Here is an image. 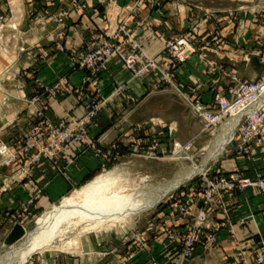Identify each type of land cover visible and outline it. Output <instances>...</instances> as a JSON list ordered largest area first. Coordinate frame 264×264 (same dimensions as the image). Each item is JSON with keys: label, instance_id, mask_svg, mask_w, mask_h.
<instances>
[{"label": "rangeland", "instance_id": "rangeland-1", "mask_svg": "<svg viewBox=\"0 0 264 264\" xmlns=\"http://www.w3.org/2000/svg\"><path fill=\"white\" fill-rule=\"evenodd\" d=\"M16 1L17 0H0V34L12 37L13 28H11V23L15 13L18 16L17 19H19V22L21 21L22 11L25 13L23 21L20 24V31L17 33L19 39L17 47L11 50L8 49V47H1L2 42L0 41V50L10 51L8 54L9 58L0 61V93L7 96L0 101V109L2 108L5 111L4 117H0V147L6 145L13 152H21L27 147L28 137L33 135L37 131L36 129H40L41 132L39 135H42L48 122L59 125L62 122H77L82 120L86 115V104L91 98H94L96 94L98 95L99 101L104 103V106L93 124L101 117L104 108L110 102L109 99L113 96L115 98L123 96L128 104H131V106H138L143 103L148 95H152L153 93L169 92L176 95V97L173 98L174 104H172L170 97H152L147 101L148 103L146 102L151 112H157L163 115L161 119H151L149 122L143 124H131L129 121L131 113L119 119L117 121L118 127H120L118 128L119 133L114 142H108L102 134L100 136L94 135L91 131L93 124L90 125V134L93 135L97 141L98 149L103 152H108L110 147L117 144L118 150L115 152L114 157L103 161L102 158L96 155V150H94V148L89 149L86 146L80 145L68 146L67 148L80 146L82 148V154L93 153L94 157L101 162L102 168L105 170L93 176L81 187L72 190L67 196L83 188L97 176L111 172L116 168H130L128 171L131 174L130 179L132 182L135 180L137 183L143 181V184L150 189L167 188V185L169 186L181 178L186 172V169L200 166L208 159L210 149L213 148L219 140V137L222 136L225 127L228 125L222 126L215 133L207 132L204 128V122L195 115L191 107V102H189L188 99L198 94L202 103L214 108L217 94L228 96L229 89H235L238 83L257 81L264 74L263 71L257 79L253 80L245 76V69L250 65L253 58L259 59L260 63L264 65V43H254V45L251 43H218V40L221 38V33L218 30L209 31L206 34L207 37L199 35L200 29L205 23L216 25L223 17H228L232 20V23L238 27V34L240 36L244 35V31L248 28V24L263 26L264 0H232L240 3L242 6L241 9L228 11L226 13L203 11L197 18L189 16L185 9V4L180 0H123L124 7L122 8L127 11L125 19L121 22H116V15L112 17L105 14L104 16H106L108 28L104 31H100L91 41L75 50H69L68 48V33L73 21V12L84 10L86 8L85 5H80L78 0H18L17 8L15 6L17 3ZM117 2L118 0H109L108 4L112 6L116 5ZM141 11H148L150 13L149 16L157 14L160 18H164V20H170L178 16L181 17L183 14L187 21L188 27L186 30L184 29L183 33L166 39L164 42L162 56L160 55L163 58L161 70L164 75L163 77L167 79L162 76L157 77L156 73H152L142 79H134L124 70L123 66L117 60H113L112 62L115 61L120 65L129 79L127 81H117L111 93L104 95L101 89L102 77L108 73L109 65L112 62L108 64L105 71L98 73V77L93 80V82L97 84L93 85V83H85L90 78V73L85 69H80L77 65V61L81 58L80 56L89 52L91 46L97 43H131L132 41L139 43L141 32L146 30L152 31L156 25V21H151L149 17L140 18ZM247 11H255L256 13L248 17L242 16V14ZM160 23L161 22H159V24ZM188 23H192V25L189 27ZM183 38L193 43L192 55L186 63L191 59L198 61L202 67V75H204V77H201L202 79L197 78L195 81H190L189 83L179 79L178 81L176 80L177 69L186 63H178L175 61V57L169 54L164 55L165 46L168 43H173ZM51 53H67L72 64V70L85 74L82 84L79 87H74L66 76L57 80L53 85H45L40 80L36 79L33 86L34 94L27 99L24 98L28 105L26 113L24 111L7 113L9 111H6L4 105L9 104L12 99H18V96H14L12 93L16 95L20 94L19 92L26 84L27 74L30 72L37 73L38 69L44 66L49 59ZM214 64L215 68L218 69V74L212 76L209 72V66H214ZM234 74L238 75L236 85L235 81H233ZM132 81L140 84L147 81V85L149 86L148 92L144 95L136 92L135 89L130 87ZM60 83H64L61 93L59 95H54L55 98H52L48 90ZM121 86H126L128 88L127 92L124 94H117ZM86 89L88 91L82 94L81 91H86ZM100 90L101 93H99ZM65 91L75 96L76 104L84 109L85 114L78 119L68 116L59 122L48 120L45 115L48 102H58L62 99ZM205 93H209L210 95L211 99L208 102L205 100ZM24 114L32 118L30 123L25 122L23 118ZM138 126L143 127L141 131H135ZM172 127L176 128L171 129ZM129 130L132 131L133 135L127 136L126 133ZM10 133H13V135H10ZM234 133L223 148L224 150L221 151L216 159L209 161L207 163L208 165L206 164L205 169L201 173L172 191L166 198L157 203L150 212L134 218L129 224L118 225L106 231L101 230V232H87L83 234L68 233L64 238L59 239L61 242L58 241L55 248H52L50 252L34 255L27 264H29L31 260L40 261L42 264H44V261H47V263L50 264L49 262L51 260H58L61 259V257L66 259L78 258V260L86 259L89 261L86 262L87 264H140L144 261L142 257L146 255H149L150 258L145 264H176V260L178 259L176 249L181 250V244L177 242L178 239L172 241L170 236L172 234L177 235L179 233H184L193 218L182 215L181 208L188 207L194 214L203 210L201 202L202 197L199 194L200 181L203 179L204 173L208 170L219 171L215 167V164L221 162L220 159L225 157L226 151L230 152L229 149L232 148L236 157H244L239 150L236 149V143L231 144ZM141 137L151 141V144L145 146L140 141ZM237 140L238 137L236 136L235 141ZM155 142H160L161 144V152H159L158 155L152 150ZM189 143L194 144V150L192 152L186 154L182 153L177 157L173 155L176 145L186 146ZM139 147H141V149L143 147L147 154L156 157L151 156L150 158H144L141 150L138 149ZM36 150L37 148L27 156L14 159L13 164L9 167L0 164V180L4 177V170H9L13 173L10 176L7 175L9 181L3 182L0 191H7L11 188V184L15 185L22 183L23 179L30 176L31 169L44 161H48L55 165L57 164V160L53 162L46 159L33 164L32 161L36 155ZM122 152H125L127 158L123 157ZM2 160L0 156V163H2ZM70 165L71 161L67 163V166ZM24 171H26L28 175L24 176ZM222 174L231 176L234 173L229 175L225 173ZM242 177L245 176L242 175ZM233 193L224 195V208L216 209L210 216L209 221L218 217L227 218L229 212L225 197ZM260 197L262 196L260 195ZM28 205L26 208H28ZM53 207L31 218L25 227L21 224H16L21 225L25 229L26 236L20 242L10 247L5 244L8 237L4 239V236L0 233V261L5 260L7 253L23 242L28 234H32L36 231L35 223L37 219L46 212L52 210ZM223 209L227 212H223ZM172 217L187 220V223H185L183 228L176 224L174 225ZM209 221L206 224L208 231L211 232L215 227H219L217 232V244L204 250L217 248L218 235L221 230L228 225L230 227L229 236L234 245H237L239 248V252L237 253V258L239 259L238 264H245L240 255L241 250L244 252L245 250L240 248L241 245L238 243V238L234 239L231 237V232H234L231 223H226V221L221 223L215 222L209 225ZM16 225H14V227ZM140 236L144 238V246L146 248H141V246H139L138 238ZM260 239V242L254 248L253 253L255 257L256 251L261 248L262 242L264 243V239ZM62 241H65L64 244ZM67 242H72L74 245L63 248ZM156 245L160 247V250L158 253L154 252L155 255H153V250H151V248ZM238 245H240V247ZM197 251L198 250H196V253ZM254 256L252 259L255 258ZM193 258L186 264H189ZM246 258L250 262H253V260L247 256ZM218 263L220 262L218 261L216 264Z\"/></svg>", "mask_w": 264, "mask_h": 264}, {"label": "crops", "instance_id": "crops-1", "mask_svg": "<svg viewBox=\"0 0 264 264\" xmlns=\"http://www.w3.org/2000/svg\"><path fill=\"white\" fill-rule=\"evenodd\" d=\"M109 0H78L80 5H85L84 10L73 12V21L68 33V48L69 50H75L81 48L92 38L108 28L106 16L116 15V22H121L125 19L127 11L124 7V1L118 0L116 5L110 6ZM185 4L190 17L197 18L203 11H215V12H228L241 9V4L232 0H180ZM16 7L18 8V0L16 1ZM68 4V3H67ZM167 9V7H166ZM16 12V11H15ZM255 11H247L242 16H252ZM24 11H22L21 21L15 13L12 19V37H7L0 34L1 47H8V49H14L18 45V32L20 31V24L23 21ZM148 11H141L140 18H147L151 21H156L155 28L141 32L139 36V43L146 53L151 56H160L163 52V45L166 39L184 32V29L188 27L185 16L172 18L170 20H164L159 15H150ZM241 14V13H240ZM174 15V14H173ZM19 22V23H18ZM159 22H161L159 24ZM189 27L192 23H188ZM218 30L221 33V38L218 43H264V25L259 26L257 24L250 25L244 31V35L238 34V27L232 23V20L228 17H223L216 25H210L205 23L199 32V35L207 37L209 31ZM51 51V50H50ZM47 52V51H45ZM53 52V51H51ZM9 50H0V61L9 58ZM46 54V53H45ZM12 56V54H11ZM49 59L44 66L38 69V72H30L26 77V84L24 88L19 92L18 99L10 100L9 104L4 105L7 113H18L24 111L26 113L27 103L24 98L31 97L33 92V86L36 79L40 80L45 85H53L62 77H67L69 82L74 87H79L82 84L84 73L72 70V64L67 53L49 55ZM202 67L198 61L191 59L188 63L177 69L176 80L189 83L195 81L197 78L204 77L202 75ZM245 76L247 78L257 79L254 69L250 63L245 69ZM128 75L122 70L117 62H112L109 65V71L102 77L101 89L104 95H108L114 89L117 81H127ZM202 79V78H201ZM148 82L143 83L131 82L130 87L144 95L148 92ZM7 94V93H6ZM9 95V94H8ZM6 95L0 93V101L5 98ZM7 97V96H6ZM152 97L156 98H169L174 104L173 98L176 97L173 93L157 92L152 95H148L143 103L138 106H131L125 100V97H114L107 106L104 108L101 117L92 125L91 131L94 135H104L105 139L110 142H114L117 139L120 127L117 121L128 113L130 114L131 124H143L149 122L151 119H161L162 114L157 112H151L146 104ZM14 98V97H13ZM209 93H205V100L210 101ZM75 96L65 91L63 97L58 102L49 101L45 110L46 118L53 122H59L65 117L71 116V118L78 119L85 114L82 107L78 106L75 101ZM148 103V102H147ZM134 108V109H133ZM0 110L5 111L1 108ZM23 112V113H24ZM15 115V114H13ZM161 115V116H158ZM4 117V116H2ZM25 122L32 121V118L25 115ZM127 136L133 135L132 131H127ZM13 135V133H10ZM140 137V136H139ZM141 142L147 146L151 144V141L146 138H140ZM226 151L225 157H222L221 162L215 164V167L222 173L231 174L239 172L241 175L256 179L257 177L264 175V158L261 156L257 149H253V157L238 158L234 155L233 149ZM123 157H126L125 152H122ZM223 155V154H222ZM71 161V165L67 166V163ZM57 164L44 161L39 165L34 166L31 169L29 177L23 179L22 183L11 184V188L7 191H0V233L4 236V239L8 237L12 231L14 225L21 224L24 227L30 221L31 218L36 217L42 211H47L54 205L58 204L74 189L81 187L88 182L93 176L98 175L105 169L102 168L101 162L94 157L93 153L82 154V148L80 146H73L65 149V151L57 158ZM107 168V167H106ZM4 177L0 180V187L3 182H8L7 175L10 176L9 170H4ZM226 206L228 208V220L225 217H218L211 219L210 224L215 222L231 223L233 231L236 233L237 238L245 254L252 260L254 256V248L260 242V238L264 239V199L253 190H246L243 192H236L228 194L225 197ZM32 202V203H31ZM31 203L30 205H28ZM28 205V208L26 206ZM173 224L180 227H184L187 220L180 219L178 217H172ZM230 227L227 225L221 230L218 235L217 248L212 250H204L199 248L193 260L189 264H238L239 259L237 253L239 248L235 246L232 239L229 236ZM154 252L158 253L159 246L151 248ZM98 255V254H97ZM149 255L142 257L145 264L149 260ZM89 260V259H88ZM86 259H73L64 258L58 260H51L50 264H87ZM29 264H42L40 261L31 260ZM44 264H48L44 261ZM116 264V263H114Z\"/></svg>", "mask_w": 264, "mask_h": 264}, {"label": "built area", "instance_id": "built-area-1", "mask_svg": "<svg viewBox=\"0 0 264 264\" xmlns=\"http://www.w3.org/2000/svg\"><path fill=\"white\" fill-rule=\"evenodd\" d=\"M192 50L193 43L183 38L173 43H168L165 46L164 55L169 54L175 57L176 62L184 64L190 59ZM161 56L151 57L142 49L140 43L136 41L131 43H97L90 47L88 53L80 56L81 58L78 59L77 65L80 69H85L90 73V78L85 83L96 85L97 83L93 82V80L98 77V73L105 71L108 64L113 60H117L134 79H142L152 73H156L157 77H163L161 70L163 58ZM209 67L210 75L218 74L215 64ZM237 76V74H234L233 77L235 85L236 81H238ZM63 84L60 83L48 90L52 98H55L54 95L61 93ZM127 89L126 86H121L117 94H124ZM87 91L86 89V91L83 90L81 92L84 94ZM99 93H101V90ZM198 96V94H195L188 101L191 102L195 115L204 122V128L207 132L215 133L222 126L231 123L233 120H239L231 144L236 143V149L244 157H253L252 151L255 148L264 158V74L257 81L238 83L235 89H229L228 96L217 94L214 108L202 103L201 98ZM90 101L86 104V115L82 120L62 122L59 125L48 122L42 135H39L41 130L36 129L37 131L28 137L27 147L21 152H13L8 146L2 145L0 147V156L3 160L0 164L9 167L13 164L14 159L27 156L35 148H37V152L32 161L33 164L39 163L43 159L54 162L64 149L71 145L86 146L89 149L94 148L96 155L102 158L103 161L114 157L115 152L118 150L117 144L110 147L108 152H103L98 149L97 141L90 134L89 126L93 124L104 106V103L99 101L97 94ZM142 128V126H138L135 131H141ZM174 128L172 127L171 129ZM236 136L238 137L237 141H235ZM138 149L141 150L144 158L154 156L147 154L143 147ZM152 150L158 155L161 152L160 142H155ZM193 150L194 144L192 143L186 146L178 144L175 146L173 155L177 157L182 153L186 154ZM25 175H28L26 171H24ZM200 182L199 194L202 197L203 210L194 214L188 207H182V215L193 217L192 221H190L184 233L170 236L172 241L178 239L177 242L181 244V250L176 249L178 258L176 264H186L193 258L199 248L209 249L217 244L219 227H215L210 232L206 224L216 209L224 208V195L237 191L253 190L264 198V175L257 179H251L242 177L239 172L226 176L220 171L208 170L204 173ZM223 212L226 213L227 211L223 209ZM231 235L232 238H237L234 232H231ZM138 242L141 248H146L142 236L138 238ZM238 246L240 247V245ZM260 247L256 251V257L254 256L255 258L252 259L253 262H250L246 258L245 252L241 250L240 255L245 264H264L263 242Z\"/></svg>", "mask_w": 264, "mask_h": 264}, {"label": "bare ground", "instance_id": "bare-ground-1", "mask_svg": "<svg viewBox=\"0 0 264 264\" xmlns=\"http://www.w3.org/2000/svg\"><path fill=\"white\" fill-rule=\"evenodd\" d=\"M2 116L4 113L0 110V117ZM238 121L233 120L225 127L204 163L186 169L184 175L167 185V188L150 189L143 181L132 182L128 171L130 168H116L97 176L40 216L35 223L36 231L28 234L23 242L12 248L0 264H27L34 255L50 252L59 239L68 233L106 231L118 225L129 224L134 218L150 212L157 203L201 173L209 161L219 156L235 132ZM62 242L64 244L65 241ZM72 242H67L63 248L73 246Z\"/></svg>", "mask_w": 264, "mask_h": 264}, {"label": "water", "instance_id": "water-1", "mask_svg": "<svg viewBox=\"0 0 264 264\" xmlns=\"http://www.w3.org/2000/svg\"><path fill=\"white\" fill-rule=\"evenodd\" d=\"M251 65L254 69L256 76L259 77L261 73L264 71V65L261 64L259 59L257 58L252 59ZM25 236H26L25 229L21 225H16L13 231L6 239L5 244L10 247L16 244L17 242H20L23 238H25Z\"/></svg>", "mask_w": 264, "mask_h": 264}]
</instances>
